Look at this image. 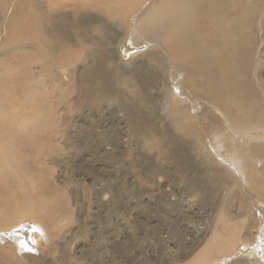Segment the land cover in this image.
I'll return each mask as SVG.
<instances>
[{
  "label": "bare ground",
  "instance_id": "1",
  "mask_svg": "<svg viewBox=\"0 0 264 264\" xmlns=\"http://www.w3.org/2000/svg\"><path fill=\"white\" fill-rule=\"evenodd\" d=\"M193 3L200 5L198 10H193ZM256 20L258 24H264V0H0V72L12 71L18 66L23 70L19 75L9 73V79L3 81L6 100L12 99L13 104L0 106L5 111L0 116V151L3 150L9 161L22 152L16 143L29 130L23 115L20 116L26 111L22 106L19 108L21 97L24 105L35 104L37 107L36 112L33 111L37 114L36 125L31 124L34 130L38 127L46 130L56 124V114L63 117L64 113L77 108L81 96L71 100L70 94L74 92H81L88 98L90 95L101 96L93 101H118L122 119L132 131L152 129L155 118L165 120L166 115L170 116L172 123L182 126L177 130L178 134L189 138L179 141L183 149L189 148L201 162L211 160L210 163L215 162L227 171V176L215 174L218 181H224L219 183V188L226 196L236 191L235 181L242 184L238 188L242 194H239L236 209L238 220L245 225L238 228L244 230V236L235 245V234L222 237L214 227L210 238L188 262L214 264L212 261L226 256L221 259L222 264L248 256L264 263V144L259 145L264 143V70L261 61L264 50L255 45ZM251 76L254 79L251 80ZM114 86L118 88L116 92ZM48 94L50 98L47 99ZM60 103L63 107L57 110ZM141 107L143 111L135 109ZM230 110L235 113L236 123L238 115L244 117L243 122H239L241 126L232 122L227 114ZM212 113L221 121H217ZM121 128L128 131L125 124ZM41 133L44 135L46 131ZM145 140L150 148L164 149L160 151L168 157L177 152V148H169L172 143L165 133ZM22 164L12 165L17 170L16 178L10 177V172L4 176V172L1 173L0 201L7 204L6 197L15 200V196L26 191L37 210L33 218L46 229L53 227L55 220L59 224L63 215L59 212L65 207V200L56 197L35 201L38 195L34 193V186H27L24 178L32 173L25 172V164L23 167ZM34 184L36 186L35 181ZM193 184L197 192L204 190L201 182ZM98 199L103 202L105 197L98 194ZM27 212L28 209L26 215ZM21 221L23 219L18 217L12 232L5 240L0 239V243L10 247L16 256L17 250L7 242H29L24 239L25 225L20 224ZM19 224L22 230L17 228ZM4 228L0 227V230ZM37 231L42 232L41 229ZM34 236L42 237L41 234ZM53 237L50 236L52 240ZM40 244L36 250L39 254L29 256L30 262L21 256L25 263L45 264L48 261L49 251ZM23 246L27 244L20 245ZM186 256L189 258L188 254ZM173 258L169 259L173 261ZM23 261L19 264H25Z\"/></svg>",
  "mask_w": 264,
  "mask_h": 264
},
{
  "label": "rangeland",
  "instance_id": "2",
  "mask_svg": "<svg viewBox=\"0 0 264 264\" xmlns=\"http://www.w3.org/2000/svg\"><path fill=\"white\" fill-rule=\"evenodd\" d=\"M193 4V10H198L200 5L198 3ZM256 23V34L258 35L255 37V45L256 48L257 45L262 46L264 50V24H258V20H256ZM259 42L260 44H258ZM263 60L264 58L261 60L264 70ZM18 68L19 66L13 68L14 70L12 71H2L3 74L0 72L2 74L0 75V106L2 107L3 105L13 104L12 99L10 101L6 100L4 91L6 85L3 81L9 79V73L22 74L23 70ZM252 79H254L253 76H251ZM117 89V86H114V92ZM75 93L78 94L76 95ZM199 95L204 97L201 92H199ZM126 96L127 98L130 97L129 94ZM99 97L101 96L90 95L88 98L81 92L71 93L70 99L80 98L82 101L79 100L78 102L81 106L79 105L77 108H74L75 110L73 109L74 111L72 110L69 113L63 112V117L56 114V124L49 126L50 128L52 127L51 130L49 127L46 130H42L40 127L37 128L38 130H34L37 107L35 104H30L31 106L29 104L24 105L23 98L21 97L19 108L22 106L26 111H23L25 114L21 112L20 116L23 115L22 117L26 120L25 125L29 127H27L29 132H25L23 138L16 143L22 151L18 157L17 153L9 161L8 156L3 154V150L0 151V179L9 172L10 177L16 178L17 174L15 175V171L17 172V170L13 169L12 165L23 163L22 167L25 164L23 167L25 172L29 171L32 173V175H24V178L27 186L35 187H33L34 193L38 195L35 201L40 199L42 202L43 200L60 197L65 200V207L59 212L63 214L61 215L62 218H60L62 219L61 222L58 218L59 224L55 223V220L53 227L46 229L44 225L36 221L37 219L33 218L37 210L34 204H31L33 200L28 198L29 196L26 191H22L21 196H15V200L6 197L7 204L0 201V227L4 228V226H8L4 228L6 230H0V239L4 238L3 240H5L7 238L12 229L16 227L13 224L17 222V218L19 217L23 219L20 224L25 225L22 231L24 239L29 241L7 242L14 246L18 256L13 255V251L9 250L10 247H5L6 244L0 243V264H19L20 261H23L21 256H24L30 262L29 256L39 254L36 251L39 249V243H41L40 246L47 247L49 251V254H47L48 261L44 262L45 264H170V262L172 264L174 262H176L174 264H187L205 243L204 241L208 237L210 238L214 227H217V232L222 237L232 233L235 234L236 237L234 236L233 242L235 245L238 244L241 237L244 236V230L238 229L242 224L238 220L239 214L236 209L238 200L240 199L239 194H242L238 188L242 184L239 183L238 185L235 181L234 186L236 191L234 193L230 192L226 196L225 191L219 188L221 185L219 183H224V181H218L215 174H218V177L227 176V171L215 162L210 163L211 160L203 163L200 161V158H195L189 148L183 149L180 140L189 138L182 136L180 133L178 134L177 130H180L182 126L175 122L172 123L170 116L166 115L167 119L165 120H163L164 118L160 120L155 118L154 126L150 124L153 127L152 129H143L142 131H138V133L134 130L132 131L128 123L122 119L123 112L118 101H107L104 99L98 102L92 100ZM25 98L27 97L25 96ZM46 98H50V95L48 94ZM72 102L75 103V101ZM131 103L132 101H130ZM62 107L63 104L60 103L56 108L58 110ZM135 109L141 111L142 107ZM3 111V108L0 109V116L4 114ZM227 114L230 116L232 122L236 123L234 121L235 113L230 110ZM213 115L216 116L217 121H221L217 115ZM30 116L32 117L25 119V117L28 118ZM243 119V116L238 115V122L236 124L241 126L239 122H243ZM121 122L125 124V128H128L127 132H124V129L121 128ZM171 123L174 125H171ZM244 124H248V122H244ZM171 128L174 130V133L171 132L173 131ZM41 131H46V133L43 135ZM159 131L163 134H160ZM164 133L168 137L169 143H172L169 148H177L176 157L174 155L168 157L160 151L164 149L150 148L146 143L145 139L149 136H162ZM107 134L110 135L107 136ZM38 136H40V139ZM183 144L185 146L184 142ZM263 144L260 143L259 145ZM185 154L188 157H183ZM184 158L188 160V163L184 162ZM193 162H195V165H193ZM8 166H11L10 169L14 172L8 169ZM195 181L201 182L204 185V190L199 192L194 190L193 183ZM156 189L160 191L158 192ZM232 189L234 188L232 187ZM242 191H244L243 187ZM235 193L237 197H235ZM98 194L105 197L103 202L99 201ZM18 197L20 198L18 199ZM25 206L30 212H27V215ZM38 210L41 211L40 208ZM31 215L32 217H30ZM25 217L27 219H24ZM9 219H11V224L9 223ZM20 224L17 225L18 229H21ZM244 226L242 227L244 228ZM37 229H41L42 232L39 233ZM45 229L52 231H46ZM21 233L19 232L20 235ZM35 234H41L42 237H37V239L34 236ZM50 236L53 237V240ZM47 237H49L48 240ZM22 243H26L27 246L20 247ZM54 246L57 249L53 248ZM183 250L185 253H182ZM187 254L189 258H187ZM172 255L174 258L176 256V258L171 257ZM168 257L170 259L173 258V261ZM180 257L181 260H179ZM223 257H219L212 262L220 264L221 259H224ZM247 257H237L228 261L229 263L222 264H264L260 259ZM23 263L25 262L23 261Z\"/></svg>",
  "mask_w": 264,
  "mask_h": 264
}]
</instances>
